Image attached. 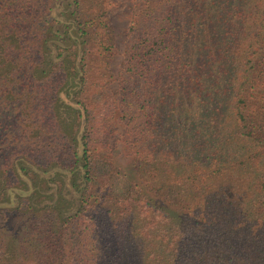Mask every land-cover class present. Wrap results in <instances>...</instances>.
<instances>
[{
	"label": "trees",
	"instance_id": "obj_1",
	"mask_svg": "<svg viewBox=\"0 0 264 264\" xmlns=\"http://www.w3.org/2000/svg\"><path fill=\"white\" fill-rule=\"evenodd\" d=\"M112 47L101 0H0V264H264V243L239 256L231 238L233 213L264 224V0H145L133 17L107 103L138 136L141 182L93 136ZM44 122L69 163L28 151Z\"/></svg>",
	"mask_w": 264,
	"mask_h": 264
},
{
	"label": "rangeland",
	"instance_id": "obj_2",
	"mask_svg": "<svg viewBox=\"0 0 264 264\" xmlns=\"http://www.w3.org/2000/svg\"><path fill=\"white\" fill-rule=\"evenodd\" d=\"M104 11V19L106 23L109 25L112 30V42L113 47L111 48V54L108 61V68L112 74V81L107 83L104 79L101 84L98 86H92L91 91L93 93L94 101L92 103L93 114L96 116L97 120H94L95 127L93 136L96 137V145L97 146H106L110 148L111 155L114 159L118 160V165L121 166L126 172H130V156L128 155V148L135 144L133 142V138L137 135H129L124 132V119H122V115L118 108L119 102H117L114 106L107 103L112 98H116L119 93L121 86L119 85V71L121 69L124 56L125 49L127 44V35L129 32V27L133 20V17L140 11L145 4V0H101ZM57 84V79H54L50 85L45 87L47 92H50L53 87ZM113 112L114 118L108 121V130L105 133L103 124L105 121L102 120L101 115L104 113ZM160 108L158 106L152 105L149 108L148 117H149V134L156 133L157 126L159 120L161 119ZM120 114V115H119ZM44 117H48V115H44ZM29 122H27L28 124ZM49 122H44L45 130L40 132V129L32 130L29 135L30 137H35L37 135L42 136V142L31 144V147L28 151L36 158L39 162H42L46 156L56 154L63 162L69 163L71 161L70 150L66 146V140L62 138L58 133H52ZM48 124V125H47ZM38 128V127H36ZM40 128V127H39ZM40 132V134H39ZM133 137V138H132ZM138 137V136H137ZM133 142V143H132ZM248 141V145L251 148L253 153L260 150L258 147L250 144ZM1 158V156H0ZM258 158V159H257ZM254 159L260 160L261 156ZM255 164H258L255 163ZM131 174V175H130ZM129 176L131 178H135L138 182H141V178L139 175L134 176L132 172H130ZM246 200H248L251 196H245ZM217 199L220 200L221 197L217 196ZM259 211L263 213L264 216V204L261 202L259 204ZM263 209V210H262ZM232 214V213H231ZM232 226L234 227L235 233L231 236L232 241L239 251V256H245L249 253V245L253 239H256L260 243H264V224L261 217H258L257 222L254 224H244L243 221L240 222V217H235L234 213ZM6 220V216L4 212H0V224ZM28 224L31 225L30 229L32 231L37 230L39 228L37 224H49V219L47 216L40 215L37 219L30 221ZM221 224H216L214 227H220ZM264 247V245L262 246Z\"/></svg>",
	"mask_w": 264,
	"mask_h": 264
}]
</instances>
